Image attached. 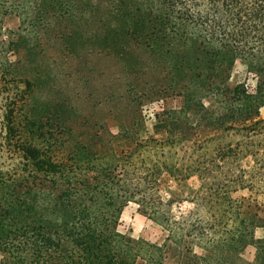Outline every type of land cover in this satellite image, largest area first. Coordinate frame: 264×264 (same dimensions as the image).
<instances>
[{"label": "trees", "instance_id": "1", "mask_svg": "<svg viewBox=\"0 0 264 264\" xmlns=\"http://www.w3.org/2000/svg\"><path fill=\"white\" fill-rule=\"evenodd\" d=\"M9 13L23 16L31 27L55 23L60 28L66 19H82L87 26L95 21L100 24L102 32L62 26L59 35L65 46L79 33L90 38L89 34L98 32L103 36V50L156 52L158 56L153 57L159 61L153 59L151 66L161 64L160 71L180 91L184 107L195 104L192 101L202 86L216 101L210 107L199 102L196 111L185 110L190 112L183 118L194 116L208 131L234 132L239 139L234 144L219 143L218 158L210 166L201 162L179 166L164 151L148 150L144 156L146 140L140 132L126 127L114 133L89 130L85 132L88 141L107 143L113 151L114 160L105 162L102 176H32L20 182L7 180L0 171V264H164L167 258L174 264H264V236H255L256 228L264 229V0H0V16ZM122 38L128 41L119 44ZM238 59L253 75V85L248 76L229 83ZM5 62L8 68L0 72V87L17 82L9 80L11 62L7 58ZM4 98L0 148L20 149L25 161L46 173L61 172L62 161L44 160L46 155L31 141L19 147V90L8 91ZM170 112L167 119L159 120L168 133L160 144L171 137L175 139L170 144L191 140L187 127L176 125L183 118H172ZM154 127L159 133L158 125ZM248 155L253 159L249 170L232 171L214 189L203 185L201 196L193 198L196 205L203 194L214 197L222 206L221 215L232 219L230 229L198 226L190 221L192 214L182 222H172L161 201L152 207L153 188L158 190L168 176L181 182L184 176H207L214 168L222 175L224 159ZM245 175L252 180L243 181ZM246 187L256 193L253 202L232 197V191ZM38 190L44 194L38 195ZM134 199L143 204L149 201L151 212L143 214H150L167 231L163 242L117 231L121 209ZM197 239L204 241L207 254L194 253ZM247 246L254 247L251 261L239 258Z\"/></svg>", "mask_w": 264, "mask_h": 264}, {"label": "rangeland", "instance_id": "2", "mask_svg": "<svg viewBox=\"0 0 264 264\" xmlns=\"http://www.w3.org/2000/svg\"><path fill=\"white\" fill-rule=\"evenodd\" d=\"M0 20L3 25L0 33V72L8 68L5 60L9 59L12 67L9 80L15 78L17 81L1 85L0 113L7 92L19 90V147L31 141L46 155L44 160L63 163L61 172L46 173L25 161L20 149L15 152L0 148V171L7 180L21 182L32 176L39 179L43 176H102L105 162L114 160L113 151L107 143L103 145L95 140L88 141L85 132L89 130L114 133L118 128L126 127L140 132L143 140H146L142 147L144 156H147L148 150L164 151L179 166L196 162L210 166L212 160L218 158L215 148L219 143L234 144L239 139L234 132L208 131L206 126L195 121L194 116L187 121L183 118L187 112L194 113L199 102L210 107L216 101L206 86H202L199 96L192 101L195 104L189 103L185 109L180 91L169 85L160 71L161 64L151 66L153 59H158L153 57L158 56L156 52L151 53L150 49L145 48L126 53L118 47L103 50L100 45L103 36H98V32L89 34L90 38L85 33H79L67 46L62 44V36L59 35L62 26L68 25L73 30L85 29L86 26L87 30L94 28L102 32L96 21L87 26L82 19H66L59 28L55 23L50 27H31L26 18L14 13L1 15ZM127 41L122 38L119 44ZM243 79H247L251 85L255 82L253 75L247 73L245 64L238 59L229 83ZM187 109L191 110L185 111ZM169 112L172 118H183V123L176 122V125L187 127L191 140H178L170 144L171 137L160 144L168 133L159 126V120L167 119ZM155 124L159 127V133H155ZM28 130H32L33 137ZM104 152L106 155L102 159ZM132 160L139 162V159ZM224 160L222 175L214 168L207 176H201L202 179L191 175L177 182L168 176L162 185L160 183L158 190L153 188L150 195L154 203L152 207L161 201L163 209L167 211V219L172 222H182L183 218L187 219L192 214L190 221L198 226L230 229L233 221L228 214L221 215L222 206L217 204L214 197H204L203 194L198 204L193 203V198L202 192L201 186L214 189L231 177L228 175L238 172L240 168L249 170L253 165L250 155ZM252 178L245 175L243 181ZM39 191L36 193L42 196L44 192ZM19 192L23 194L22 190ZM231 195L247 203L253 202L256 193L246 187L237 188ZM152 207L149 201L146 204L138 199L127 202L121 209L117 231L135 239L163 242L167 231L150 214H143V211L151 212ZM255 236H264V229L256 228ZM204 244L202 240H195L192 247L194 253L203 256L206 253ZM253 255L254 247L247 246L240 251L239 258L251 261ZM237 263L241 264V261ZM164 264L174 263L167 258Z\"/></svg>", "mask_w": 264, "mask_h": 264}]
</instances>
